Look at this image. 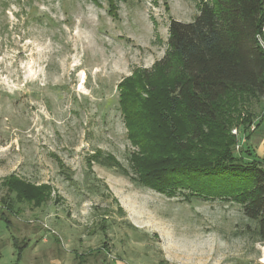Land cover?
Segmentation results:
<instances>
[{"label":"rangeland","instance_id":"1","mask_svg":"<svg viewBox=\"0 0 264 264\" xmlns=\"http://www.w3.org/2000/svg\"><path fill=\"white\" fill-rule=\"evenodd\" d=\"M113 1L116 16L107 0H0V264H264L238 202L140 181L120 106V82L164 56L169 20L192 21L200 0ZM243 106L233 116L255 128L233 123L231 155L264 168L263 97ZM16 180L48 200H18Z\"/></svg>","mask_w":264,"mask_h":264},{"label":"trees","instance_id":"2","mask_svg":"<svg viewBox=\"0 0 264 264\" xmlns=\"http://www.w3.org/2000/svg\"><path fill=\"white\" fill-rule=\"evenodd\" d=\"M107 2L116 16L115 2ZM200 3L192 21L169 20L164 56L151 69L136 71L138 79L119 84L130 137L143 151L134 159L139 179L168 196L186 189L192 196L231 198L256 222V240L264 243L262 161L244 163L230 152L233 123L244 124L242 131L252 122L250 113L241 120L233 115L264 96V51L257 39L264 26V0ZM147 86L151 94L143 99ZM247 151L240 154L250 155ZM96 161L116 165L110 156ZM14 183L17 199L32 208L49 198L47 187ZM3 213L0 218L10 222ZM18 243L13 238L19 251Z\"/></svg>","mask_w":264,"mask_h":264},{"label":"built area","instance_id":"3","mask_svg":"<svg viewBox=\"0 0 264 264\" xmlns=\"http://www.w3.org/2000/svg\"><path fill=\"white\" fill-rule=\"evenodd\" d=\"M257 39L259 41V44H260L262 50L264 51V26L262 27L261 32L259 34H257ZM263 101H264V96H263ZM254 128H255L254 123H251L249 126V130L253 131ZM231 134L234 135L236 138H239L240 130L237 128H233V129H231ZM240 140H244V138H241ZM240 148H241V144H239V142L236 141L235 150L239 151Z\"/></svg>","mask_w":264,"mask_h":264},{"label":"bare ground","instance_id":"4","mask_svg":"<svg viewBox=\"0 0 264 264\" xmlns=\"http://www.w3.org/2000/svg\"><path fill=\"white\" fill-rule=\"evenodd\" d=\"M83 82V81H82ZM262 261L264 262V244L262 246Z\"/></svg>","mask_w":264,"mask_h":264}]
</instances>
